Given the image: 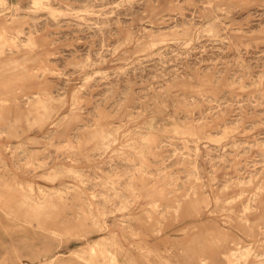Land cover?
<instances>
[{
  "label": "rangeland",
  "instance_id": "obj_1",
  "mask_svg": "<svg viewBox=\"0 0 264 264\" xmlns=\"http://www.w3.org/2000/svg\"><path fill=\"white\" fill-rule=\"evenodd\" d=\"M0 264H264V0H0Z\"/></svg>",
  "mask_w": 264,
  "mask_h": 264
}]
</instances>
